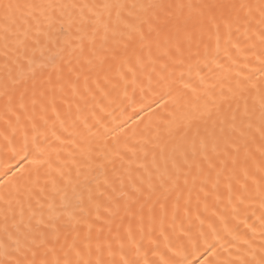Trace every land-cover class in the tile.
Listing matches in <instances>:
<instances>
[{
  "label": "snow or ice",
  "instance_id": "1",
  "mask_svg": "<svg viewBox=\"0 0 264 264\" xmlns=\"http://www.w3.org/2000/svg\"><path fill=\"white\" fill-rule=\"evenodd\" d=\"M0 264H264V0H0Z\"/></svg>",
  "mask_w": 264,
  "mask_h": 264
}]
</instances>
